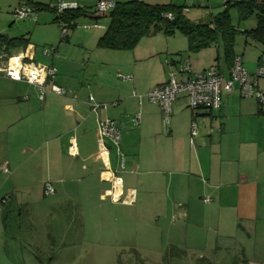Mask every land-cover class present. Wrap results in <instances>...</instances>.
I'll return each mask as SVG.
<instances>
[{
    "label": "crops",
    "instance_id": "crops-1",
    "mask_svg": "<svg viewBox=\"0 0 264 264\" xmlns=\"http://www.w3.org/2000/svg\"><path fill=\"white\" fill-rule=\"evenodd\" d=\"M5 1L0 0V9L8 7ZM81 1L84 0L66 2L77 3L84 10L80 18L97 20L100 16L85 10ZM125 1L129 0H115ZM25 4L19 0L14 10ZM36 14L27 18L33 23L22 32H12L13 27L10 29L5 22L6 15L3 18L0 14V35L27 39L26 47L8 51L0 48V53L26 52L33 62L54 66V82L69 91L64 96L46 93L41 100L34 85L0 73V264L7 263L9 232L13 228L9 225L19 217V207L31 203L29 193L34 189L38 193L35 201L44 195L47 182L55 189L53 203L66 198L87 201L91 193L106 201L101 185L109 181L100 177L103 165L97 150V121L106 117L115 120L121 130V149L126 158L124 170L120 169L119 159L117 167L111 168L118 175L124 171L137 176L127 188L135 190L136 202L139 187L151 197L154 192H161L159 201L163 191L171 188L175 197L172 205L187 206L190 211L202 204L212 209L209 213H216L219 226H237L247 234L257 231L264 235V108H259L256 99L242 98L235 88L223 97L219 110H200L198 136L192 145V114L184 94L178 96L172 115L165 122L158 104L144 101L140 92L130 95L123 82L113 84V70L134 71L131 66L145 58L135 59L131 65L108 53L110 49L98 47L109 22L106 26L99 21L85 23L83 31L77 26L78 18L69 24L65 43L60 44L53 29L58 23L56 15L41 20ZM99 29L103 31L98 33ZM50 46L56 49L50 55L44 54V48ZM234 52L242 57L243 65L251 73L264 64V45L250 37H245L242 53L235 47ZM217 56L216 66L227 75L230 67L222 52L217 51ZM150 57L156 58L150 69L153 79L144 88L136 84L148 91L167 82L170 71H176L175 64H179L165 58L164 63L162 56L156 54L146 58ZM0 63L4 64L5 59ZM119 74L131 79H123ZM116 76L124 82L133 81L130 73L118 72ZM258 88L264 92V80L259 81ZM90 95L95 102L107 104V108L92 112ZM71 143L76 144L75 156L68 152ZM179 213L180 218L185 217L184 211ZM188 217L192 215L187 213Z\"/></svg>",
    "mask_w": 264,
    "mask_h": 264
},
{
    "label": "rangeland",
    "instance_id": "rangeland-1",
    "mask_svg": "<svg viewBox=\"0 0 264 264\" xmlns=\"http://www.w3.org/2000/svg\"><path fill=\"white\" fill-rule=\"evenodd\" d=\"M18 1L6 0L4 4L8 7L0 9L3 18L6 15V24L10 29L13 27L12 32L14 30L22 32L33 23L27 18L15 20L13 11ZM31 1L36 4H28ZM60 1L80 2V0H24L25 6L38 11L34 14L37 13L41 20L54 17L56 12L49 6L57 5ZM95 1L98 2L81 1L84 2L81 6L98 14ZM141 1L183 6L184 16L195 23L209 22L223 9V0ZM229 14L237 30L234 47L242 53L245 47V32L257 26V18L255 14L240 18L234 8L229 10ZM99 16L97 20L82 16L77 26L83 30V24H92L95 21L106 26L109 22L108 17ZM54 27L60 44H64L65 41H61L59 24L56 23ZM101 31L103 30L99 29L97 32ZM222 48L223 43L220 39L209 48L192 51L188 49V41L184 34L176 32L173 35H166L162 29L153 28L150 34L142 38L131 50H108V53L124 58L131 65L135 59L145 58L131 66L134 71L116 69L115 66L116 70L111 72L114 77L113 84L123 82L122 84H127L130 95L134 91L145 95L148 90L142 88L153 79L150 69L156 63V58H146L149 54L160 55L163 60L174 59L179 63L189 59L193 72L198 73L216 66L217 51L222 52ZM118 72L130 73L133 81L124 82L116 76ZM134 73L139 74L138 77ZM141 99L149 101L146 96ZM131 114L134 116L135 112ZM164 126L168 127L167 124ZM117 159L116 151L112 149L110 161L114 169L117 167ZM119 175L124 179V190L129 187L130 180L137 178L136 175H129L124 171H120ZM110 187L109 182H103L101 190L105 193ZM36 190L29 193L31 203L19 207V217L9 225V228L11 225L13 228L9 232L6 264H264V235L257 231H249L247 234L237 226H231V229L230 225L219 226L216 213H209L208 211L212 209H206L208 206L202 204L191 207L190 211L187 206L172 205L171 201L175 197L171 188L163 191L162 199L159 201L158 196L161 192L156 191L151 197L143 187H139L138 201L132 205L122 202H114L115 204L111 205L110 197L102 201L98 195L93 196L92 193L87 201L81 202L78 199L74 201L66 198L53 203L51 201L54 195L43 194L40 195L39 201H35L38 194ZM181 211L185 212V217L180 218ZM186 212L192 217L187 218Z\"/></svg>",
    "mask_w": 264,
    "mask_h": 264
},
{
    "label": "built area",
    "instance_id": "built-area-1",
    "mask_svg": "<svg viewBox=\"0 0 264 264\" xmlns=\"http://www.w3.org/2000/svg\"><path fill=\"white\" fill-rule=\"evenodd\" d=\"M233 0H223L227 3ZM115 0H98L96 3V12L101 16H108L109 12L115 7ZM56 15H62L66 10L78 8L76 3L59 2L57 5H50ZM35 9L29 6H19L14 10L16 19H26L35 13ZM169 19L171 14H167ZM61 29V40H66L69 31V24L59 20ZM56 48L53 46L44 48L43 53L50 55ZM5 59V63H0V73L14 81H24L37 87L39 98L44 99L46 93H53L58 96H64L69 89L58 86L54 82L56 68L54 66L43 65L33 62L28 53L21 52L16 54L0 53V60ZM30 59V60H29ZM169 64V62H167ZM176 71H170L167 82L160 84L149 90L144 96L152 103L161 107L162 118L168 122L172 112L173 105L178 96L185 95L187 107L192 114V123L190 128V143L194 144V138L198 136L197 120L200 118V110H219L223 104V97L237 88L242 98H254L257 100L259 108H264V92L258 88L260 80H264V64L259 65L254 72L247 71L242 62V57L236 55L228 74H224L219 66L208 70L194 73L188 59H185L178 65L175 64ZM179 75V77H178ZM119 77L130 80V76L118 75ZM91 110L97 113L99 109H106L107 104H100L89 96ZM115 105V103L113 104ZM97 150L101 159L103 169L100 177L111 183V187L106 190L104 197H110L113 202H122L126 205H132L136 202L135 190H124L123 179L115 170L111 168L110 152L115 149L119 159L121 170L125 169L126 158L121 149L122 134L115 120L106 117L97 121ZM71 155H76V144L71 143L68 147ZM7 171V169H4ZM104 174H108L105 177ZM55 189L50 183L44 184V195L53 196ZM208 200H205L207 202Z\"/></svg>",
    "mask_w": 264,
    "mask_h": 264
},
{
    "label": "trees",
    "instance_id": "trees-1",
    "mask_svg": "<svg viewBox=\"0 0 264 264\" xmlns=\"http://www.w3.org/2000/svg\"><path fill=\"white\" fill-rule=\"evenodd\" d=\"M234 8L240 18L255 14L257 26L245 36L264 45V1L233 0L223 3V10L214 15L209 22L195 23L183 14V6L174 4L147 3L141 0L116 2L109 12V24L98 40V47L110 50H131L139 41L150 34L153 28L162 29L166 35L180 32L186 36L188 49L199 51L216 44L220 39L223 43L222 56L225 64L231 67L235 55V34L237 30L231 22L229 10ZM38 9V8H37ZM81 8L66 10L56 15V21L62 20L73 24L81 16ZM53 12H55L54 9ZM167 14H171L169 19ZM67 38V37H66ZM27 39H8L0 35V48L9 50L15 47H26ZM219 59V56L216 57Z\"/></svg>",
    "mask_w": 264,
    "mask_h": 264
}]
</instances>
